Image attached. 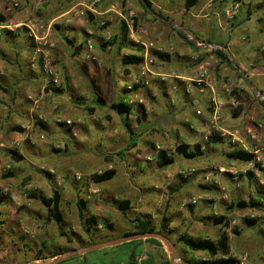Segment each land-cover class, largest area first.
<instances>
[{
	"label": "rangeland",
	"instance_id": "obj_1",
	"mask_svg": "<svg viewBox=\"0 0 264 264\" xmlns=\"http://www.w3.org/2000/svg\"><path fill=\"white\" fill-rule=\"evenodd\" d=\"M105 1L124 8L121 3L122 0ZM149 1L152 4V9L147 7L146 9L151 11L148 15L151 24H164L161 19L164 11L159 8L160 5L164 7L162 5L163 0ZM180 2L181 5H184V0H180ZM234 2L235 0H199L194 15L200 17L205 15L206 11L203 10L201 13V7H204L202 5H206V3L207 5H211V7L207 8L214 9L215 7L219 8L223 6L225 9L233 7ZM43 3L42 1L40 4L43 5ZM142 4H144L143 1ZM21 10L14 12L19 13ZM51 17L52 15L49 19H52ZM136 18V30L139 32L142 30L141 19L138 15H136ZM248 18L250 19L248 20ZM34 19L39 20L37 17L31 16L27 22L33 21ZM58 19L60 22V25L56 26L58 30H62L65 24H71L74 21L78 24V21H81V23L91 22V20L86 22V20L77 17H71L68 23L67 18L60 17ZM100 19H107L108 22H111V19L107 16L94 18V21L98 24ZM222 19H224L223 21L226 24L224 29L220 28V19L212 18L210 24L214 31L202 28L196 33L197 36L201 39L222 45H224L223 41L239 44L240 48L244 47L246 50L251 49L252 54L249 56L250 60L248 61H252V56H255L258 57L259 61L264 62V50L262 49L264 44V0H251L250 3H245L242 10H239L232 19L226 17V14L222 16ZM120 24L121 26H125L123 21H120ZM124 28L125 30H119L122 31V34L125 33L127 38L130 39L126 32V26ZM23 30L22 32L24 33L25 30ZM87 35L89 34L86 33V37L79 36L80 40L85 43L88 37ZM112 39L117 41V34H113ZM142 39L147 43L152 41V37L150 36L149 38L147 33L143 35ZM93 40L95 45L94 54L97 57L102 56L103 51L100 48L102 43L97 42L95 38ZM229 54L232 56L234 63L242 65L241 54L240 52H236L235 48H232V44L230 45ZM93 63L95 62L89 61L91 67ZM245 63L249 64L250 62ZM123 68V63L119 61L113 67V71L118 74L116 77L113 76V85L117 88L114 95L117 100L123 97V90L132 83L137 75L135 74L136 72H133V75L129 78L124 74ZM218 70L219 66L214 69V73L216 71V74H213L215 83L217 82L216 77L218 78ZM250 71L263 72V68H259L254 64ZM246 74L248 79L243 80L241 86L249 88L247 85L249 82V85L260 89L259 91L264 93L262 91L264 89V79L257 80L255 78H249L248 71H246ZM110 77H112V71L107 76L108 79ZM227 79H231V77L227 75ZM239 79L237 78L236 83L232 79L231 83L237 86L236 84L239 82ZM67 81L65 78H62L59 88L63 87ZM84 82H81L82 93L77 92V90H72L70 87L66 88L65 86V92L59 95L61 99L69 102L72 106L74 101H79L78 103L81 106H85L86 111L83 113V115L85 114L84 116L81 111H76L77 114L72 115L74 118L79 119L80 117L82 121L88 123L87 127L82 129L77 124V121L73 120L75 121L74 125L67 126L65 121L68 119H63L56 115L54 120L55 126L53 127L56 133L54 136H50L37 123L25 124L23 119L12 116L16 112L14 107L10 110L7 109L10 107H3L2 111L0 109V121L2 118L7 117L6 122L8 124V126L6 124L1 125L2 136L0 137V193L4 197L0 204V264H29L31 260H43L56 253H69L75 256L73 254L74 252L90 250L86 248L90 247L91 244L101 242V239L105 235H109V232L112 236L111 239L123 240L126 238L125 234L137 232L136 226L138 223L135 220L138 217L149 220L152 228L155 229V232L152 234L160 237L158 239H163V244L158 246L162 247V249H159V252L161 251V254H163L162 258L165 264H172L174 252L183 261V257L187 252L185 251L186 248L184 245L178 241L181 234L187 233L196 239L209 238L216 240L223 230L230 236L232 254L235 257L241 258L247 254V264H252L253 261L263 260L264 214L258 211L256 214H251L245 208L239 214H222V208L212 209L211 204L206 201L209 192L195 184V180H197L198 184L210 186L211 188L219 184L224 186L223 180L225 178L229 179V177L221 176V174L219 176L214 175L212 182L207 183L205 176L207 173H213V170L211 172L209 170L201 171L200 168L208 163L211 164L212 162L209 160H211L213 155H220L218 156L219 160L214 161L215 164L219 163L220 165H224L223 163L229 157L224 154L221 155L220 153L210 154L211 156H209L208 152H206L203 156L187 159L176 152V148L180 144L191 147L195 144H200L206 146V148H212L211 144L214 143H209L210 135L208 132V126L212 120V112L209 114V109L207 110V100L211 101L213 96L212 92L208 91L203 93L205 94V98L208 99L200 104L197 109L182 99L176 100V96L171 94V99L175 100V102L177 101L176 106H183L186 111L185 113L179 112L177 117L174 115L176 119L172 120L168 119L171 114L166 115L169 107L168 99L162 95L159 96V105L156 108L159 110L160 117H156L157 120L154 121V124H149L150 120H155L154 116H150L149 121L143 119V121L138 123V126L141 128L147 127L142 132L145 134L146 139L149 138L151 140L149 144L151 143L154 146L159 144L162 150L170 153L174 158V163L162 169L159 168L156 151L154 150L155 157H151V161H145L144 159V155L147 152L141 155L142 164H146L144 167H135L131 171H128L123 165V158H129V155L123 150L121 159L116 153L115 155H111L113 154L111 150L116 147L114 148V145L110 142H107L105 144L106 148L102 150V152H105L104 155H106L103 167H101L100 162H96L95 160L99 152L98 146L100 145L101 132L91 120L93 118L94 108H102L100 104H96V98L98 96L102 97V95L100 94V88H96L89 75H85ZM234 90L236 92L237 89L234 87ZM102 91L104 95L108 94L106 88ZM194 94L193 96L195 97ZM214 94L217 98L224 99L226 103H230L232 99L237 100V102L240 101L238 96L233 93L226 95L224 91L217 89L216 86ZM252 94L256 99L254 92ZM80 101L83 102L81 103ZM208 108H211V106H208ZM198 111L201 112V115H198L200 120L196 117ZM220 116V120L215 124L216 130L213 132L222 138H227L226 132H228V129L232 130L234 129L232 128L233 126L238 125V117L240 116L239 105H231V107L223 106ZM58 119H61L62 123H58ZM23 124H25L24 127L27 130H31L32 134H34L36 138L34 143L27 140L20 141L25 131L22 126ZM187 124L195 128L197 127L200 130L207 127L208 131H203L202 133L191 132L188 129L189 127H186ZM67 128L75 131L73 132L75 134L74 139L66 133ZM135 134L137 137V132ZM164 134H169V138L165 139ZM242 134L241 132L240 136ZM76 136L78 137L76 138ZM126 140L124 144L127 145L128 151L134 149V147H130V141L128 139ZM18 142H20L19 145H17ZM244 142L243 140L239 141L236 139V143L233 146L236 149L244 150ZM218 143H216L218 147L223 148L225 146L221 141ZM67 144H70V147H67V153H65ZM124 144L122 142L117 147L124 149ZM13 152L21 156L22 160H15ZM208 157L210 159H207ZM105 162L114 163L116 175L111 181L97 184L92 180V177L99 174L100 171L104 172L106 170L107 164ZM245 164L247 163L242 162V165ZM234 167H237L238 175L241 174L243 176L245 174L242 173L243 171H239L243 169L241 167L239 168L238 164L235 163ZM192 170L196 171V173H193ZM249 171L251 172L252 170L248 169ZM180 172H186L189 175L183 177ZM52 175L56 177L57 186L61 192L60 210L65 217L63 232L66 234V237L60 236L59 229L54 222H47L48 213L43 204L39 200L30 197L32 192L36 194H44L46 192L49 194V189L52 185L50 181ZM242 176L238 180L242 179ZM246 179L248 180V178ZM253 184L251 186L254 192L256 190L264 192V186H259L257 189L255 184ZM245 187L243 189L241 186V191L238 189L236 192L238 193L239 199L252 193L247 186ZM226 190L228 192V187ZM211 194L217 195V197L221 195L217 191H212ZM244 198L248 201L247 197ZM80 199L86 204V208L84 209L86 217H97V220H99L95 231L93 230L91 232L92 237H89L86 231L88 227L86 221L80 220L78 217L77 202ZM192 199H197L198 205L190 206L189 201ZM121 201H128L130 203V208L126 211L127 215L125 216L119 209ZM215 212L217 214H214ZM101 214H107V217H101ZM252 215L254 217H251ZM200 216L202 218L199 219L200 222H197L196 218ZM218 217L225 218L223 224H216L215 218ZM164 218L169 219V222L165 223L167 225V229L165 230L162 229ZM105 219L113 225V230L108 229L105 225H103L102 229L99 228L100 223ZM249 219H255L257 222L251 224ZM234 230L237 231V234L234 233ZM111 239L107 238L106 240ZM152 252L150 246L144 247L143 254L137 258L138 263L147 261ZM156 255L159 256V254ZM194 255L198 258L205 256L201 252L194 253ZM46 263V261L31 262V264ZM57 264H61V262Z\"/></svg>",
	"mask_w": 264,
	"mask_h": 264
},
{
	"label": "crops",
	"instance_id": "obj_2",
	"mask_svg": "<svg viewBox=\"0 0 264 264\" xmlns=\"http://www.w3.org/2000/svg\"><path fill=\"white\" fill-rule=\"evenodd\" d=\"M19 1L21 2L20 10L22 9L19 13H15L17 11L12 13H5V18L7 19L8 24H23L24 22H27V20H29L31 16L37 17L39 20L41 19L40 21L44 22L45 24H49L55 19L62 17L64 14H66V12H68L72 8H83V6L90 4L92 0H43V5L40 4V0ZM142 1L144 2V0H122L121 3L124 8H121L117 4H110L109 1L104 0L102 4L98 6V16H107L111 19V22H109V28L112 35L117 34V41H115V39H111L112 41L110 40V43L105 42L104 31L98 26L97 22L94 21V17H91L90 19L92 23H89L88 21H86L88 23H81V21H78V24L74 21L71 24H65V26L62 27V30H58L56 29V27H54V29L47 35L48 41L50 42V44H52V61L53 66L58 73L59 81L55 86L47 89V94H43V83L40 73L37 70H32L30 67V56L34 46L33 40L25 33L23 28H21V30L18 29L15 34H5L2 40H0L1 111L3 110V107H10L7 108L9 110L14 107L16 112L12 116L19 117V119H23L25 121V124L37 123L39 126H41L42 130L50 134V136H54V134L56 133L53 128L55 126L54 120L56 115L58 117H62L63 119H71L77 121V124L81 129L87 127V122L82 121L80 117L79 119H77L72 116L73 114H77L76 111H81L83 115L84 111H86L85 106H81V104L78 103L79 101H74L72 106V104H70L69 102H66L64 99H61L59 95L63 94L65 92V89L68 87H70L72 90H77V92L82 93L81 82L85 83V75H89L90 79L93 80L96 88H100V94L105 100L104 105L100 104L102 106L101 109H98L96 107L94 108V114L92 115L93 118L91 120L94 122V124H96L97 128L101 132L100 145L98 146L99 152L95 157L96 162H100L101 167H103V162L106 160V155H104L105 152H102V150L103 148H106L105 144L107 142H110L114 145V148L116 147L115 149L111 150V152L113 153L111 155H115L116 153V155L121 159L122 150L127 152V154L129 155L130 159L123 158V165L127 168L128 171H131L132 168L135 167H144L146 164H142L141 155L144 152H147L144 155V159L145 161H151V159L155 157V147L159 144H156L155 146L151 143L149 144L151 140L149 138L146 139V136H144L145 134H143L142 132V130L147 129V127L141 128L138 126V123L143 121V119L149 121V117L154 116L155 120H150L149 122V124H154V121L157 120L156 117H160L159 110L156 108V106L159 105L158 97L162 95L169 101L168 111L166 112V115H172H169V120L176 119L179 112H186L185 107L176 106L177 101L175 102V100L171 99V94H174L176 96V100L182 99L189 105L196 107V109L199 107L200 104H202L208 99L205 98V94H203L199 90L190 88L191 91L189 92L188 85L184 83L179 84L177 92H172L171 94L169 93L170 83L175 81L173 80L174 78H172L175 77L174 75H179L184 78H190L191 75L197 70V65H195L191 60L192 55L196 53L197 50L194 47L193 43L188 42L187 39H184L181 36V34L186 37V34L190 33L196 36L197 38L201 39L196 34L197 32H199L200 29L205 28L207 30L214 31V29H212V25L210 24L212 18L220 19V28L224 29V26L226 27V24L223 21L224 19H222V16L225 15V12L227 10H230L232 7L224 9V7L222 6L219 8L215 7L214 9H212L207 8L209 4L207 5L206 3V5H202L204 7H201V13L203 12V10L206 11V13L205 15L200 17L194 15L195 9L197 8L198 4L194 8L187 10L185 6V0L184 5L180 4V0H163L162 5L164 7H161L160 5L159 8L164 11L163 17H161L162 22L164 24H151V21L148 18V15L151 11H148L146 9L147 5L145 4V2L144 4H142ZM247 2L250 3L251 0H243L238 3L234 2L233 5L237 4L239 10H242L243 6ZM1 6H3V3L0 0V7ZM131 9L132 11L136 12V15H138V17L141 19L142 31L144 33H147L149 38L150 36L152 37V42H154L157 46L163 49H173L176 52V54L171 57L162 55L158 59L156 66L152 68V77L155 81H153L151 87L154 92L157 93V97L155 100L151 101V104L149 106L138 104L130 105L129 100L132 99L134 95L133 93L127 91L126 88L123 90V97L120 100H117L114 95L117 88L113 85V78L118 75L115 71H113L114 64L118 61L123 63V59L125 56L141 57L143 53V50L139 45L134 44L133 42L131 43V40L127 38L126 34H122V31L119 30H125V26H121L120 21H123L122 16L125 15L127 11ZM149 9H152V6ZM51 15L52 19H49ZM68 22L69 21H67V23ZM178 27H180L182 31L178 30ZM22 30L24 31V33L22 32ZM86 33L89 35H93V39L95 38L97 42L102 43V45H100V48L103 51V54L102 56L97 57L98 63H93L92 67L91 65H89V60H87L86 58L87 52L85 48V43L82 42L79 37H86ZM43 35H45V33H43ZM223 43L227 49L226 55L229 57L230 60V65H228L227 72V75L231 77V79L229 80L231 81L233 79V81L235 82L237 78H240L239 82L236 84L237 86H234L235 89H237L236 96L240 98V101L237 102L232 99L230 103H226L224 99L220 97L218 98L219 101L223 103L224 107H231V105H239V122L238 125L232 127L234 129H228V132H226L227 138H222L221 142L225 145L223 148L218 147V145L216 144H211L212 148H206V146H202L203 154L201 156L205 155L206 152H208L209 156L213 155L214 153H220L221 155L224 154L225 156L229 157V161L227 160L225 163H223L224 165H220L219 163L215 164L214 161H218V156L220 155H213L211 157V160H209L212 163L210 164L206 161L208 164L202 166L200 170H209L210 172L213 170L214 175L219 176L221 174V176L229 177L230 180L225 178L223 180L224 186L219 184L216 187L212 188L210 186L198 184L197 180H195V184L199 185L202 189L209 192L206 201L211 204L212 209L218 207L220 209L222 208V214H239V212L242 211V209L244 208L238 207V204L240 202L250 203L252 200L257 202L258 206L246 207L245 209L249 210L248 213L251 212V214H256V212L258 211L264 214V192L258 190L254 192L251 186L252 183L255 184L257 189L259 188V186H264V104L256 100L252 94V92L256 90L259 91L260 89L252 87L251 85H249V82L247 83L249 88L241 86L243 80L248 79L246 71H248L249 78L251 77L257 80L264 79V62L259 61L258 57L255 56H252V61H248L250 60L249 56L252 54L251 49L246 50L244 47L240 48L239 44L235 43H226L224 41ZM231 44L232 48L236 49V52H240L242 65L234 63L232 56H230L229 52ZM245 62L250 63L248 64ZM254 64H256L259 68H263V72H251L250 69ZM123 65V71L126 76L130 78L133 75V72H136L135 74L137 75L135 76V78L138 77L140 63L132 65H125L123 63ZM225 65L226 64H223V66L219 67L218 78L216 77L217 82L214 83V91L215 86L217 87V89L223 91L221 73ZM86 70L88 74L86 73ZM111 71L112 77L108 79L107 76H109V72L111 73ZM242 73L244 74L241 75ZM212 74H216V71L215 73L213 71ZM161 76H165L163 78L167 79L168 82L166 85L159 84ZM62 78H65L68 81L63 87L59 88ZM104 88L107 89L108 94L104 95L102 91ZM262 91H264V89H262ZM193 94L195 95V97L193 96ZM29 96H32L33 100H30ZM207 101V110L209 109L210 114L213 108L211 106V101ZM118 102H124L128 106H130L132 110L131 114L128 116L120 115L110 108L111 104ZM208 106H211V108H208ZM174 115L176 117H174ZM196 117L200 120V117L198 115ZM6 119L7 117L4 119L2 118L0 121V137L2 136L1 125L6 124V126H8ZM25 124H23L22 126L24 127ZM186 127H189L188 129L191 132L196 133L208 131L207 127L201 130L197 129V127L195 128L194 126H191L190 124H187ZM73 132H75L73 131V129L71 130L67 128L66 130V133H68L72 139L75 138V134H73ZM136 132L138 139H136ZM239 132L243 133V137L242 135L240 136ZM252 136H254L255 139H253ZM77 137L78 136H76V138ZM164 138L168 139L169 134H164ZM126 139L130 141V147H134V149L128 151L126 147L127 145L124 144L127 141ZM232 139L245 141L243 145L244 151L253 154L256 158H260L261 163L257 164L256 166H253L250 162H244L247 164L242 165V161H238L235 158L230 157L236 149V147L231 144ZM122 142L125 146H123L124 149L117 147L119 146L118 144H121ZM67 147L69 148L70 144L66 145L65 153H67ZM157 154L158 153L156 152V155ZM168 154L170 155V153ZM207 159H210V157H208ZM105 163L107 164L106 170L116 168L114 163ZM235 163L238 164L239 168L241 167L243 169L239 171H247L248 169H251L252 171L243 174V176L239 174L238 179L240 178V176H242L243 178L241 177L242 179L235 180L231 173H228L229 171L237 172V167H234ZM221 170H225L226 172H221ZM192 171L193 173H196V171ZM252 172V175H254V179L253 177L250 178V176H248V174ZM100 173L102 172L100 171L99 174ZM261 175L263 176V178ZM246 178H248V180ZM253 180L254 182H252ZM50 181L52 185L50 186L49 194H47L46 192H44V194L41 193L47 197H51L53 195L54 190L60 192L57 186L58 184L56 177L52 175ZM241 186L243 189H245V186H247V188L252 191L251 194L244 196L248 198V201L244 197L241 199L238 198L239 196L236 192L238 191V189L241 191ZM227 187L228 192L226 190ZM212 191H217L221 195L217 197V195L211 194ZM214 214L217 213L215 212ZM100 216L107 217V214H101ZM251 217H254V215H252ZM201 218L202 216L197 217V222H200L199 219ZM99 228H103L102 223H100ZM90 233H88L89 237H92V233ZM107 238H112L110 232L109 235H105L103 239H101V242L95 243L93 245L91 244L90 247L86 248L90 250L85 249L86 251L84 252H74L73 254H75V256H72L69 253H56L55 257H47L43 260H31L29 264H31V262L34 263L40 261H46V264H57L60 262L62 264H101L105 258V261L109 262L110 259L105 257V253L109 252L111 249L121 244L116 243L118 242V240L111 239L107 241ZM146 239L147 238L144 237L132 239L130 241L142 240L144 242L145 248L150 246V249H152L153 252L149 255V259L145 262H151V264H165V261L162 258L163 254H161V251L159 252V249H162V247H159L158 243L146 242ZM153 239L158 240L161 245L163 244L161 239ZM156 254H159V256H157ZM83 258L86 260V262L85 260L83 261ZM252 264H264V258L263 260L253 261Z\"/></svg>",
	"mask_w": 264,
	"mask_h": 264
},
{
	"label": "built area",
	"instance_id": "obj_3",
	"mask_svg": "<svg viewBox=\"0 0 264 264\" xmlns=\"http://www.w3.org/2000/svg\"><path fill=\"white\" fill-rule=\"evenodd\" d=\"M41 2L43 0H40ZM104 0H92L90 4L83 6V8L80 7H74L66 14H64L62 17L67 18V21H70L71 17H77L81 18L83 20H90L93 16L94 18L101 17L98 16L97 8L99 5L102 4ZM243 0H239L238 2H241ZM3 3V6L0 7V17H5V13H12L14 11H18L21 8V2L19 0H1ZM237 2V3H238ZM208 7H211L209 4ZM239 7L237 4H235L232 7V10L226 11V17L229 19H232L237 13H238ZM123 22L126 26L128 36L134 44L139 45L142 50V62L139 65V75L136 77L131 84H129L126 87V90L133 93V98L129 100L130 105H150L151 101H153L157 97V93L154 92L152 89V83L154 78L152 77V68L156 66L158 59L163 55L167 57L174 56L176 54L175 50L173 49H163L159 46H157L154 42H145L143 41L142 37L145 34L142 30L137 32V19L136 14L132 10H128L125 15L122 16ZM59 19H55L49 24L42 23L39 20H33L29 21L20 25H14V24H0V40L5 36V34H15L18 29L23 28L27 35L33 40L34 46L31 52L30 56V67L32 70H37L42 78V85H43V94L48 93V88H51L55 86L59 79H58V73L56 69L53 66L52 61V55H51V48L52 44L48 41V33H50L54 27L60 25ZM98 26L104 31V38L105 42H109L112 39V33L109 28V22L107 19H100L98 22ZM178 30H181L180 27H178ZM182 31V30H181ZM45 33V35H43ZM186 39L188 42L193 43L194 47L196 48V53H194L191 57L192 62L197 65V70L195 73L191 75L190 78H184L179 75H174L175 77L173 80L174 82L170 83V90L169 93L177 92L178 86L181 83L188 85L189 92L191 89L199 90L202 93H206L208 91L213 93V96L211 98V106L213 108L212 110V120L210 121L209 128V135L211 136L216 130L215 124L218 123L221 116V110L223 108V103L219 101V99L214 94V83L215 79L213 77V71L214 69L218 68V66H223L221 62L220 57L218 54H227V49L224 45L219 43H212L205 40H201L194 36L193 34L187 33ZM85 48H86V58L89 61L98 63V58L94 54L95 51V45L92 35H89L86 38L85 41ZM262 49L264 50V44L262 46ZM222 70V77L221 81L223 83V91L226 94H231L234 91V85L231 83L229 79H227V72H228V65L226 64ZM3 75V73H2ZM161 76L159 80V84L166 85L167 79H164ZM191 88V89H190ZM254 95L256 99L264 104V93L256 90L254 91ZM30 100H33L32 96H29ZM197 115H201V112H197ZM58 123H62L61 119L57 120ZM73 120H66L65 124L67 126L74 125ZM25 129L24 135H22L20 141H30L31 143H34L35 137L34 134H32L31 130H27L26 127H23ZM218 131V130H217ZM219 133V132H218ZM43 138V136H42ZM253 139H255L254 136H252ZM236 139H232L231 144L235 145ZM20 142L17 143L19 145ZM162 148L160 145H156L155 151L158 153L161 151ZM253 166H256L257 164L261 163L260 158H253V161L250 162ZM192 172V171H191ZM221 172H226L225 170H221ZM228 172V171H227ZM247 171H243L242 173H247ZM228 173H231L233 178L235 180L238 179V173L234 171H229ZM180 174L185 177L189 174L186 172H180ZM214 176L213 173H207L205 176V181L207 183L212 182V177ZM226 198V197H225ZM190 206H196L198 205L197 199H192L189 201ZM240 264H247L248 262V255H244L241 258H238ZM172 264H183V261L181 258H179L177 255L172 256Z\"/></svg>",
	"mask_w": 264,
	"mask_h": 264
},
{
	"label": "trees",
	"instance_id": "obj_4",
	"mask_svg": "<svg viewBox=\"0 0 264 264\" xmlns=\"http://www.w3.org/2000/svg\"><path fill=\"white\" fill-rule=\"evenodd\" d=\"M239 0H235V2H238ZM147 7L151 8L152 4L149 0H144ZM198 4V0H185V6L187 10H190L194 8ZM250 18H248L249 20ZM7 23V19L5 17H0V24ZM128 33V32H127ZM27 34V33H26ZM181 36L186 39V37L181 34ZM111 41H109L110 43ZM218 56L221 59L222 63H225L227 65H230L229 57L225 54H218ZM142 62V57L139 56H125L123 59V63L125 65H132V64H139ZM92 83L94 84L93 80ZM234 95H236L235 90L232 92ZM237 101V100H236ZM96 103L98 104H105V100L99 96L96 99ZM110 108L117 112L120 115H130L131 114V107L128 106L124 102H118L113 103L110 105ZM222 140V137L218 134L213 133L209 138V143H218ZM133 141V140H132ZM176 152L179 155H183L187 159H192L197 156H201L203 154L202 145L195 144L193 147L180 144L176 148ZM15 155V160L20 161L22 160V157L19 156L17 153L13 152ZM232 158H235L238 161L242 162H252L253 161V154H250L244 150L241 149H235V151L231 154ZM157 163L159 168H163L169 165H172L174 163V158L169 155L165 150H161L158 152L157 156ZM116 175L115 169L106 170L100 174L94 175L92 177V180L97 183H105L108 181H111ZM248 176L250 178L253 177L252 173H249ZM31 198H35L39 200L43 206L47 210V222H54L58 229L59 234L62 237H66V234L63 232V226L65 224V217L62 214L60 210L61 205V194L59 191L54 190L53 195L51 197H47L43 194H36L35 192H32L30 194ZM4 197L3 194L0 193V204L2 203ZM85 202L83 200H79L77 202V208L79 211L78 217L80 220L86 221L87 233L95 231V227L98 226L99 220H97V217H86V214H84V209L86 208ZM130 203L128 201H121L119 205L120 211L123 212V215H127L126 211L130 208ZM258 203L255 201H251L250 203L247 202H240L238 204V207L246 208V207H257ZM216 224L221 225L224 222V217H218L215 218ZM138 224L136 226L137 232L131 233V234H125V237L129 236H135V235H145L154 233L155 229L152 228L151 222L149 220H144L143 218H136L135 220ZM162 224V229H167V225L165 223L169 222L168 218H164ZM249 222L251 224H255L257 220L255 219H249ZM102 225H105L108 229L113 230V225L111 223H108V221L105 219L102 221ZM164 232V231H161ZM234 233L237 234V231L234 230ZM91 234V233H90ZM146 242L151 243H158L161 246V243L153 238H147L145 240ZM178 241L184 245L186 248V255L187 257H183V263L184 264H240L239 259L235 257L232 254V248H231V239L229 234L223 230L221 234L219 235V238L216 240H212L209 238L204 239H196L192 236H190L187 233H183L179 236ZM144 251V242L142 240H136V241H130L123 243L119 246L114 247L109 252L105 253V257L110 259L109 262H106L105 259L101 264H151V262H145V263H138L137 258L143 254ZM196 252L204 253L205 256L203 258H198L194 255ZM56 254L50 256V258L55 257ZM62 264V263H61Z\"/></svg>",
	"mask_w": 264,
	"mask_h": 264
},
{
	"label": "water",
	"instance_id": "obj_5",
	"mask_svg": "<svg viewBox=\"0 0 264 264\" xmlns=\"http://www.w3.org/2000/svg\"><path fill=\"white\" fill-rule=\"evenodd\" d=\"M144 237H148V238H160V237H157V236H155L154 234H152V233H150V234H145V235H135V236H129V237H126L125 239H123V240H118V242H116V243H118V244H123V243H125V242H128V241H130V240H132V239H136V238H144ZM163 240V239H162ZM174 256H176V254L174 253Z\"/></svg>",
	"mask_w": 264,
	"mask_h": 264
}]
</instances>
